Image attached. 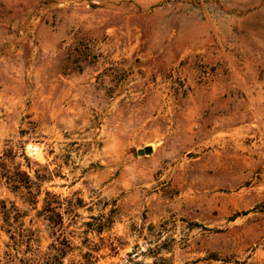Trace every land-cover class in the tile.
<instances>
[{"label":"rangeland","instance_id":"374dc122","mask_svg":"<svg viewBox=\"0 0 264 264\" xmlns=\"http://www.w3.org/2000/svg\"><path fill=\"white\" fill-rule=\"evenodd\" d=\"M0 264H264V0H0Z\"/></svg>","mask_w":264,"mask_h":264},{"label":"water","instance_id":"95a60500","mask_svg":"<svg viewBox=\"0 0 264 264\" xmlns=\"http://www.w3.org/2000/svg\"><path fill=\"white\" fill-rule=\"evenodd\" d=\"M151 151L149 146L143 147V149L137 150V154H147Z\"/></svg>","mask_w":264,"mask_h":264},{"label":"trees","instance_id":"16d2710c","mask_svg":"<svg viewBox=\"0 0 264 264\" xmlns=\"http://www.w3.org/2000/svg\"><path fill=\"white\" fill-rule=\"evenodd\" d=\"M48 208H49V207H48ZM47 211H49V212H50L51 210L47 209Z\"/></svg>","mask_w":264,"mask_h":264}]
</instances>
